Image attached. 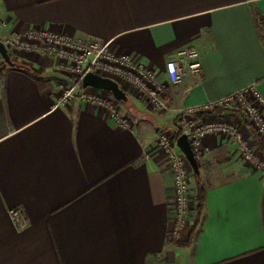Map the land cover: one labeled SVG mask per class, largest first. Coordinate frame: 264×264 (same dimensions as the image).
Returning a JSON list of instances; mask_svg holds the SVG:
<instances>
[{
	"label": "crops",
	"instance_id": "obj_1",
	"mask_svg": "<svg viewBox=\"0 0 264 264\" xmlns=\"http://www.w3.org/2000/svg\"><path fill=\"white\" fill-rule=\"evenodd\" d=\"M263 15L264 0H0V40L3 21L111 39L156 71L168 105L152 111L122 83L130 114L121 127L77 98L53 106L72 78L48 57L20 53L11 67L0 56V264H264V168L227 137H205L204 217L183 244L186 235L168 236L173 174L153 147L159 130L176 132L181 108L250 83L264 94ZM187 47L200 53L201 79L170 85L166 61ZM228 114L254 138L240 111Z\"/></svg>",
	"mask_w": 264,
	"mask_h": 264
},
{
	"label": "built area",
	"instance_id": "obj_2",
	"mask_svg": "<svg viewBox=\"0 0 264 264\" xmlns=\"http://www.w3.org/2000/svg\"><path fill=\"white\" fill-rule=\"evenodd\" d=\"M259 23L264 35V15ZM2 26L6 32L0 41L12 58L20 53L45 56L59 72L72 78L70 83L61 86L60 94L53 105L55 107L77 98L107 111L118 126L129 124L128 117L120 112L112 94L81 85L87 71L127 85L152 111L160 112L168 106L166 86L160 81L156 71L137 60L131 52L115 49L111 39L99 41L94 38H78L47 26L19 30L11 28L7 21H3ZM176 54L178 58L168 59L165 64L164 72L170 85H176L186 77L200 80L203 69L199 51L194 47H187ZM216 109H224L227 113L211 114ZM229 110L240 111L246 117L254 138L238 120L230 117ZM179 112L176 132L162 129L153 139V147L164 153L173 174L174 195L171 204V227L168 232L173 242L183 239L187 234L191 213L196 204L191 196L193 170L177 145L176 139L179 135L184 134L187 137L198 163L207 149L203 145L204 138L209 135H223L234 143L239 157L245 163L255 168H264V154L259 151L255 139L257 137L264 142V94L255 83L197 106L181 108ZM9 213L18 229L27 226L20 211L12 208Z\"/></svg>",
	"mask_w": 264,
	"mask_h": 264
},
{
	"label": "water",
	"instance_id": "obj_3",
	"mask_svg": "<svg viewBox=\"0 0 264 264\" xmlns=\"http://www.w3.org/2000/svg\"><path fill=\"white\" fill-rule=\"evenodd\" d=\"M0 56L2 60L8 65V66H18V64L12 59V57L9 55L5 45L2 41H0ZM81 85L83 87L91 86L97 89L107 90L109 91L112 96L117 100L126 101L127 95L125 91L120 87L119 83L107 76L99 75L93 71H87L81 80ZM177 145L181 149V151L186 156L193 172L195 174H199V164L197 160L194 157L193 151L191 149L190 143L187 139V137L184 134H181L177 137Z\"/></svg>",
	"mask_w": 264,
	"mask_h": 264
},
{
	"label": "trees",
	"instance_id": "obj_4",
	"mask_svg": "<svg viewBox=\"0 0 264 264\" xmlns=\"http://www.w3.org/2000/svg\"><path fill=\"white\" fill-rule=\"evenodd\" d=\"M229 111H233V110H229ZM225 110L224 109H216L214 110L211 114H222L224 113ZM246 124L249 126V129L251 130L250 125L248 124V121L245 120ZM256 141H257V146L258 149L261 153L264 154V142L255 137ZM199 164V163H198ZM195 176V186L193 189V197L195 200V207H194V214L188 229V232L186 234V238L183 240V244L187 243L190 244L191 242H193V239L195 237V235L198 233V231L200 230V226L202 224V220L204 217V210H205V194H206V186L204 181H202L200 179V175L193 173Z\"/></svg>",
	"mask_w": 264,
	"mask_h": 264
},
{
	"label": "rangeland",
	"instance_id": "obj_5",
	"mask_svg": "<svg viewBox=\"0 0 264 264\" xmlns=\"http://www.w3.org/2000/svg\"><path fill=\"white\" fill-rule=\"evenodd\" d=\"M6 32V31H5ZM1 61H3V60H1ZM3 63L5 64V62L3 61ZM6 65V64H5ZM57 74L58 75H60V77H62L63 78V74H61L60 72L58 73L57 72ZM121 85V84H120ZM121 87H122V85H121ZM123 89H125V90H127V88L123 85V87H122ZM104 91H106V92H108V94L110 95L111 93L109 92V91H107V90H104ZM113 97V96H112ZM114 98V97H113ZM114 102L116 103V105L118 106V108L120 109V112L122 113V114H130V111L129 110H127L126 109V104H125V102L124 101H122V100H117V99H115L114 100ZM131 116L133 117V115L131 114ZM172 122V121H171ZM193 214H194V210L192 211V213H191V218L193 217ZM190 218V219H191ZM190 223H191V220H190V222H189V224H188V229H189V226H190ZM188 229H187V232H188Z\"/></svg>",
	"mask_w": 264,
	"mask_h": 264
}]
</instances>
